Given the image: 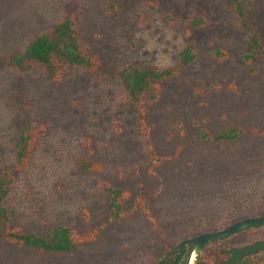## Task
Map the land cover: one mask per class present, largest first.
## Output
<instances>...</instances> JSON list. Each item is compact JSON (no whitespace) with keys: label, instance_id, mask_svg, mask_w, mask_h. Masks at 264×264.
I'll use <instances>...</instances> for the list:
<instances>
[{"label":"rangeland","instance_id":"1","mask_svg":"<svg viewBox=\"0 0 264 264\" xmlns=\"http://www.w3.org/2000/svg\"><path fill=\"white\" fill-rule=\"evenodd\" d=\"M238 3L264 45V0H0V175H14L5 201L16 211L13 227L40 235L61 225L83 234L102 229L68 253L0 234V264H147L159 233L177 244L204 224L264 208V137H201L203 129H264V57L243 58L253 36ZM73 15L99 67L22 74L9 66ZM186 48L197 58L183 73L145 103L132 97L129 64L174 68ZM24 135L33 144L19 167ZM152 148L172 159L152 169ZM82 159L101 167L87 170ZM110 186L130 192L121 218H114ZM263 236L264 229L251 231L208 250ZM252 257L246 264H264V251Z\"/></svg>","mask_w":264,"mask_h":264},{"label":"trees","instance_id":"2","mask_svg":"<svg viewBox=\"0 0 264 264\" xmlns=\"http://www.w3.org/2000/svg\"><path fill=\"white\" fill-rule=\"evenodd\" d=\"M238 10L246 27L252 32V43L247 53L243 56L247 62L252 63L255 58L264 57V45L262 44L260 34L249 24L248 17L244 12L241 3H238ZM180 57L181 60L174 68H141L135 64H129L126 67L124 74L132 97L140 103H145L149 95L151 98H155L160 92L162 82L167 78H172L183 73L196 60L197 53L196 50L192 48H186L180 52ZM68 64L86 69H95L102 64L101 60L96 55L91 54L82 46L76 15L60 22L55 31H49L39 35L22 53L15 57L14 61L10 63L9 66L18 70L20 73L25 74L36 70H44L48 67H51L52 70L56 69L57 72V68L62 70V68H65ZM56 72L55 74L57 75ZM201 133L202 139L207 142L228 143L239 140L248 134H258L264 137V129H261L258 132L254 129L235 126L216 135L208 129H203ZM32 144L29 135H24L21 138L20 143L18 144L19 150L17 158L19 167L25 166L28 157L27 151H30ZM171 159V155L158 154L157 151L152 148L150 166L153 169ZM82 165L87 170H94L101 167L100 163L87 159H82ZM13 181V173L9 169H5L0 175V234L8 242L19 246L34 247L43 252L68 253L74 251L77 247L83 244L95 240L99 236L98 234L101 233L102 229L96 228V230L91 233L83 234L69 225H61L57 228H53L46 235L16 229L13 227V219L16 216V211L6 205L5 202L10 195ZM109 191L114 218H121L126 214L125 206L130 198V192L126 189L114 186H110ZM137 204L142 205V200L139 199ZM261 215H264V208L255 210L241 209V211L233 214L232 218L228 221H225L223 224H219L216 227L204 224L202 227L194 231L193 236L205 232L220 230L230 223L242 218ZM259 229H264V226L248 229L232 237L240 236ZM159 234H161V236L156 243L147 264H180L181 257L184 255L185 250L171 252V249L176 243H172L164 232ZM219 241L208 244L205 248L200 264L226 263L229 258V254L226 252V247L215 246L211 247V251L208 250L210 246ZM252 258L253 257H248L239 264H246Z\"/></svg>","mask_w":264,"mask_h":264},{"label":"water","instance_id":"3","mask_svg":"<svg viewBox=\"0 0 264 264\" xmlns=\"http://www.w3.org/2000/svg\"><path fill=\"white\" fill-rule=\"evenodd\" d=\"M260 226H264V215L242 218L220 230L205 232L184 239L177 243L171 249V252L185 249L186 251L182 260L187 259L190 264H200L204 249L208 244ZM262 251H264V239L227 249L230 258L225 264H238L242 259L256 255Z\"/></svg>","mask_w":264,"mask_h":264},{"label":"flooded vegetation","instance_id":"4","mask_svg":"<svg viewBox=\"0 0 264 264\" xmlns=\"http://www.w3.org/2000/svg\"><path fill=\"white\" fill-rule=\"evenodd\" d=\"M260 240H261V239H260ZM215 242H216V241H215ZM207 246H208V245H207ZM207 246H206V247H207ZM206 247H205V248H206ZM184 250H185V249H184ZM185 251H186V250H185ZM204 251H205V249H204ZM226 252H227V250H226ZM262 252H263V251H262ZM260 253H261V252H260ZM184 254H185V253H184ZM203 254H204V252H203ZM258 254H259V253H258ZM256 255H257V254H256ZM183 256H184V255H183ZM183 256L181 257L180 264H187V263H188V260H187V259L182 260V259H183ZM202 256H203V255H202ZM253 256H254V255H253ZM250 257H252V256H250ZM229 258H230V255H229ZM229 258H228V259H229ZM246 258H248V257H246ZM246 258H244V259H246ZM244 259H242L241 261H243ZM241 261H240V262H241ZM226 262H227V261H226ZM240 262H239V263H240ZM239 263H238V264H239ZM188 264H190V263H188Z\"/></svg>","mask_w":264,"mask_h":264}]
</instances>
